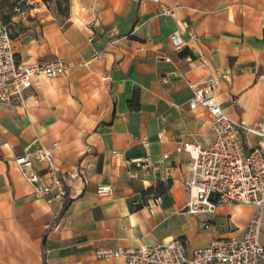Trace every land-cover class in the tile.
Listing matches in <instances>:
<instances>
[{"label":"crops","instance_id":"1","mask_svg":"<svg viewBox=\"0 0 264 264\" xmlns=\"http://www.w3.org/2000/svg\"><path fill=\"white\" fill-rule=\"evenodd\" d=\"M12 21L17 64L59 58L68 69L35 81L22 105L0 104V264H124L94 250L174 239L203 248L242 236L259 213L264 245L255 206L186 212L191 159L175 152L211 143V115L189 108L190 85L209 77L230 119L264 124V0H69L64 19L31 0ZM175 30L186 43L179 51ZM134 92L138 110L128 106ZM38 143L53 153L65 202L35 199L14 163ZM159 182L164 189L144 193ZM100 186L110 192L98 195Z\"/></svg>","mask_w":264,"mask_h":264},{"label":"built area","instance_id":"2","mask_svg":"<svg viewBox=\"0 0 264 264\" xmlns=\"http://www.w3.org/2000/svg\"><path fill=\"white\" fill-rule=\"evenodd\" d=\"M159 3V0H152ZM163 15H171L163 9ZM186 36L195 40L192 28ZM175 51L185 46L178 30L169 35ZM68 63L63 59L19 65L16 62L10 27L0 20V104H23L24 94L39 79H52L66 73ZM216 78L209 77L203 86L190 85L192 97L189 108H205L212 117L211 143L201 148L191 142H181L176 153L186 152L191 163L190 179L185 183L188 193L186 212L190 215L212 217L224 205H252L264 210V124L251 125L230 119L213 95ZM251 139H255L252 143ZM144 147L148 146L143 140ZM164 154L162 159L166 158ZM162 162V160H159ZM22 178L30 186L35 199L46 202L63 200V179L51 149L37 144L14 157ZM78 176L76 171L67 173ZM109 186L97 188L98 195H107ZM262 220L260 213L248 222L242 236H214L203 248L188 250L179 239L154 245L139 244L134 248L100 247L94 250L97 259L121 258L124 264H263L264 245L260 242ZM206 228L207 223H202Z\"/></svg>","mask_w":264,"mask_h":264},{"label":"trees","instance_id":"3","mask_svg":"<svg viewBox=\"0 0 264 264\" xmlns=\"http://www.w3.org/2000/svg\"><path fill=\"white\" fill-rule=\"evenodd\" d=\"M46 8L54 15L64 19L69 14V0H40ZM28 8V0H0V20L2 23L8 25L11 30V38L14 39L16 35L13 33L14 23L12 21L18 12L24 11ZM188 54L186 51L180 52V56ZM191 55V54H190ZM192 57V55H191ZM128 106L130 109L138 110L139 101L136 92L128 100ZM65 188V187H64ZM165 185L161 182L157 183L155 187H150L144 191L145 194L159 192L164 189ZM66 190V188H65ZM63 201H66L64 196Z\"/></svg>","mask_w":264,"mask_h":264},{"label":"rangeland","instance_id":"4","mask_svg":"<svg viewBox=\"0 0 264 264\" xmlns=\"http://www.w3.org/2000/svg\"><path fill=\"white\" fill-rule=\"evenodd\" d=\"M30 2H31V0H28V7L30 6ZM28 9V8H27ZM21 12H23V11H20V12H18V13H21ZM15 24V23H14ZM14 28H15V30L13 29V33H14V35H17V30H18V27H17V25L15 24L14 25Z\"/></svg>","mask_w":264,"mask_h":264}]
</instances>
